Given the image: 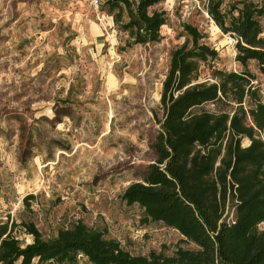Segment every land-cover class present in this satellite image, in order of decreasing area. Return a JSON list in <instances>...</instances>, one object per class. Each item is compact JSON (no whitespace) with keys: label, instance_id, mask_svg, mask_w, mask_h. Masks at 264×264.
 <instances>
[{"label":"rangeland","instance_id":"1","mask_svg":"<svg viewBox=\"0 0 264 264\" xmlns=\"http://www.w3.org/2000/svg\"><path fill=\"white\" fill-rule=\"evenodd\" d=\"M106 1L0 0V226L23 245L33 241L25 224L50 240L82 222L135 256L197 250L122 197L155 163L163 82L184 25L206 35L223 71L244 70L237 40L216 27L208 0H161L150 11L168 15L163 40L134 45L109 25ZM239 1L223 0L222 12ZM249 70L264 99V76L255 62ZM226 219L235 220L234 202Z\"/></svg>","mask_w":264,"mask_h":264},{"label":"trees","instance_id":"2","mask_svg":"<svg viewBox=\"0 0 264 264\" xmlns=\"http://www.w3.org/2000/svg\"><path fill=\"white\" fill-rule=\"evenodd\" d=\"M160 2L107 0L105 7L132 44L145 46L160 43L169 25L165 11H150ZM222 6L223 0H208V14L236 38L244 70H220L218 50L198 28L184 25L186 42L171 54L163 82L155 163L122 197L144 211L145 222L178 231L197 250L135 256L82 222L50 240L25 224L33 241L23 245L6 224L0 226V264H81L80 258L87 264H264V99L249 70L255 62L264 76V0L236 2L230 17ZM230 202L232 222L226 219Z\"/></svg>","mask_w":264,"mask_h":264},{"label":"built area","instance_id":"3","mask_svg":"<svg viewBox=\"0 0 264 264\" xmlns=\"http://www.w3.org/2000/svg\"><path fill=\"white\" fill-rule=\"evenodd\" d=\"M90 1H91V5L94 6L95 8H98L102 2V0H90ZM258 2H260V1H258Z\"/></svg>","mask_w":264,"mask_h":264},{"label":"crops","instance_id":"4","mask_svg":"<svg viewBox=\"0 0 264 264\" xmlns=\"http://www.w3.org/2000/svg\"><path fill=\"white\" fill-rule=\"evenodd\" d=\"M109 25L113 26V20L112 19H110V24Z\"/></svg>","mask_w":264,"mask_h":264}]
</instances>
